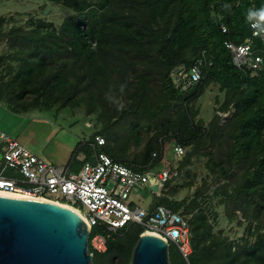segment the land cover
<instances>
[{
	"label": "trees",
	"instance_id": "1",
	"mask_svg": "<svg viewBox=\"0 0 264 264\" xmlns=\"http://www.w3.org/2000/svg\"><path fill=\"white\" fill-rule=\"evenodd\" d=\"M47 1L72 15L59 26L0 17V104L14 114L82 108L100 126L87 146L101 136L105 145L94 152L134 169H159L165 146L180 144L185 154L171 164L187 180H170L151 204L189 227L188 262L170 244L169 264H264V43L245 20L264 0ZM248 39L263 60L255 72L237 69L224 46ZM198 59L201 81L176 88L172 71ZM212 87L215 114L205 123L196 105ZM221 114L230 116L221 123ZM199 159L206 173L196 185L191 167ZM182 188L193 190L177 199ZM219 207L227 220L240 217V237L216 230ZM99 233L107 235L94 227L89 240ZM142 233L131 224L107 238L104 253L89 246L91 264H130Z\"/></svg>",
	"mask_w": 264,
	"mask_h": 264
},
{
	"label": "built area",
	"instance_id": "2",
	"mask_svg": "<svg viewBox=\"0 0 264 264\" xmlns=\"http://www.w3.org/2000/svg\"><path fill=\"white\" fill-rule=\"evenodd\" d=\"M222 32L226 33L225 27ZM252 36L264 43V37L254 35L253 31ZM224 46L237 69L255 72L263 63L262 57L253 51L251 39L240 45L225 42ZM202 64L203 59H198L189 69L183 66L174 69L171 78L175 87L184 91L198 84L201 81ZM229 116L221 114V123ZM89 145L99 149L105 145V139L95 136ZM166 150L161 167L152 171L117 163L103 152H95L92 162L76 154L74 161L57 166L43 161L17 140L0 131V193L10 197L55 202L75 209L88 227L89 234L94 227L107 232L106 236L99 233L90 240L88 237V247L93 252L104 253L107 238L111 234L137 224L143 228L142 234L156 236L168 246L174 245L183 260L188 262L192 248L189 227L184 217L159 204L144 208L128 203L135 186L146 185L150 188L149 181L153 178L157 191L152 193L159 196L164 186L178 177L176 166L166 159ZM184 154L185 149L180 144L172 148L173 160ZM75 162L79 164L75 165ZM73 169L77 171L71 172Z\"/></svg>",
	"mask_w": 264,
	"mask_h": 264
},
{
	"label": "rangeland",
	"instance_id": "3",
	"mask_svg": "<svg viewBox=\"0 0 264 264\" xmlns=\"http://www.w3.org/2000/svg\"><path fill=\"white\" fill-rule=\"evenodd\" d=\"M72 12L61 5L47 0H0V17H15L17 25L24 23L29 17L41 18L59 26L62 21L71 16ZM4 50V43L0 42V52ZM218 94L215 87L207 89L198 99L197 107L200 109L199 118L208 123L215 114L214 96ZM222 97V95H221ZM100 129L93 116H86L82 108L61 110H32L28 113L14 114L0 104V131L17 140L22 146L43 161L57 165H66L71 152L81 146L80 156L94 160L95 152L88 147V142L94 133ZM85 143V144H83ZM166 159L173 160L171 147L166 145ZM79 162H75L78 165ZM204 159H199L191 169L198 178L196 185L206 173ZM161 167V166H160ZM72 170L71 172H76ZM6 174H9L7 172ZM184 172L178 177L174 185H182L186 181ZM173 185V186H174ZM193 189H179L177 199H182L192 193ZM153 193L148 186H135L128 203L139 207H148L152 204ZM77 207V206H75ZM219 224L216 230H223L224 234L238 238L243 234V228L238 226L237 219L227 220L222 207L217 208ZM243 223V222H242Z\"/></svg>",
	"mask_w": 264,
	"mask_h": 264
},
{
	"label": "water",
	"instance_id": "4",
	"mask_svg": "<svg viewBox=\"0 0 264 264\" xmlns=\"http://www.w3.org/2000/svg\"><path fill=\"white\" fill-rule=\"evenodd\" d=\"M150 191H157L152 178ZM80 215V214H79ZM81 215L36 200L0 195V264H91ZM169 246L142 234L130 264H169Z\"/></svg>",
	"mask_w": 264,
	"mask_h": 264
},
{
	"label": "clouds",
	"instance_id": "5",
	"mask_svg": "<svg viewBox=\"0 0 264 264\" xmlns=\"http://www.w3.org/2000/svg\"><path fill=\"white\" fill-rule=\"evenodd\" d=\"M229 7L225 5V8ZM246 22L253 30L254 35L264 37V5L260 7H249L246 10L245 16ZM125 85L120 86V90L123 91Z\"/></svg>",
	"mask_w": 264,
	"mask_h": 264
},
{
	"label": "bare ground",
	"instance_id": "6",
	"mask_svg": "<svg viewBox=\"0 0 264 264\" xmlns=\"http://www.w3.org/2000/svg\"><path fill=\"white\" fill-rule=\"evenodd\" d=\"M0 195L8 196V195H5V194H3V193H0ZM36 201H41V202H46V203H52V202H50V201H43V200H36ZM52 204L57 205V206H60V207L65 208V209H67V210H70V211L74 212L75 214H77L78 216H80L79 213H78L75 209H72V208L67 207V206L59 205V204H57V203H55V202L52 203Z\"/></svg>",
	"mask_w": 264,
	"mask_h": 264
},
{
	"label": "crops",
	"instance_id": "7",
	"mask_svg": "<svg viewBox=\"0 0 264 264\" xmlns=\"http://www.w3.org/2000/svg\"><path fill=\"white\" fill-rule=\"evenodd\" d=\"M80 151H81V146L79 147V152H78V154L80 153ZM87 161V160H86ZM89 161V160H88ZM90 162H92V161H90Z\"/></svg>",
	"mask_w": 264,
	"mask_h": 264
}]
</instances>
